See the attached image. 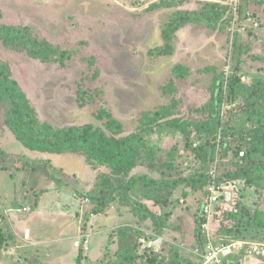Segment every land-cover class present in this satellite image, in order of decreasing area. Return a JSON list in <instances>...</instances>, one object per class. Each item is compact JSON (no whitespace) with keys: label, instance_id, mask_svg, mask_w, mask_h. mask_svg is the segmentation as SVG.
Returning <instances> with one entry per match:
<instances>
[{"label":"rangeland","instance_id":"rangeland-1","mask_svg":"<svg viewBox=\"0 0 264 264\" xmlns=\"http://www.w3.org/2000/svg\"><path fill=\"white\" fill-rule=\"evenodd\" d=\"M200 1L202 0H0V24L33 26L38 35L69 55L65 58L64 65L59 66L57 62L45 63L32 59L24 53L4 47L0 42V60L8 65L12 78L25 91L40 121L58 128L88 123L103 128L104 119H100L98 115L108 112L120 123L119 135L127 136L131 132L138 133L142 122L150 123L149 119L152 118L155 122L144 140L161 146L159 155L167 157L168 150L175 151L178 148L180 151L185 138L184 134H176L174 129L169 128L168 121L179 120V124H184L187 131H190L192 146H198L197 139L202 138V135L190 126L189 121L202 118L203 113L196 112V109L209 101V86L213 76L219 72L227 74L233 69L234 38L239 36L241 47L238 74L246 78L264 76V63L252 60L251 56L264 49V4H259V0H250L247 5V11L256 10L259 13L258 16H252L258 22L257 27L250 28L252 35H248L246 31L240 35L235 33L237 28H242V21H235L237 18L233 13L223 30H211L191 23L180 27L175 32L168 55H149L150 49L162 43L160 24L166 12L174 10L175 3L179 8L193 9L199 6ZM212 1L229 4V0ZM238 18L242 19L241 16ZM245 24L249 28V22ZM206 68L210 69L209 73L203 72ZM80 88H87V92H78ZM80 94L84 96L83 103L77 100ZM229 108V105L222 103L221 116H225ZM5 113L6 104L1 102L2 203L13 207L21 203L32 205L39 190L32 189V197H28L25 195L24 185L41 173L47 177L46 181L51 188L55 185L64 186V183L77 188L80 183L77 178L84 167V155L68 152L40 153L25 149L5 124ZM238 156H233L230 151L221 156V151L217 148L212 164L216 176L235 169ZM195 161L194 156L186 152L176 161V166L181 173L187 174L197 168ZM98 170L96 169V174ZM133 172L159 176L156 171L143 165L134 168ZM237 187L238 205L264 211L263 191L245 184ZM181 188L172 194L167 205L149 209L156 214L164 213L167 218L166 227L161 234L154 233L149 219L136 222L129 207L119 204L117 199L111 200L105 208L110 210L114 220L104 246L107 258H116L115 231L122 226L142 234L136 235V250L139 255L153 249L148 247V241L161 239L155 251L162 254L166 261H169L173 247L178 248L181 256H187V250L193 248L196 242L198 206L203 190ZM14 189L17 192L15 197ZM86 194L78 193L79 204L83 205L82 208L86 206L84 211L93 207ZM86 197L89 201L84 202ZM239 210L241 211V207ZM18 214L27 219L33 232L43 222L36 215L33 206L27 213ZM45 226L39 232L40 235L47 232L56 235V231H48L49 226L45 230ZM8 227L6 232L10 233ZM238 232L241 237L237 239L264 242V229L252 225L248 215L239 221ZM20 236L22 238L21 234ZM10 238V243L0 250V264H32L35 253H27L30 249L23 246L22 239H15L13 234ZM81 247L83 253L88 250L83 245ZM89 247L92 248V239ZM243 256H240L238 264H264L262 256Z\"/></svg>","mask_w":264,"mask_h":264},{"label":"trees","instance_id":"trees-1","mask_svg":"<svg viewBox=\"0 0 264 264\" xmlns=\"http://www.w3.org/2000/svg\"><path fill=\"white\" fill-rule=\"evenodd\" d=\"M249 1L229 0V4H222L202 0L199 6L193 9L179 8L175 3L174 10L166 12L160 24L162 43L150 49L149 55L156 57L168 55L175 32L180 27L191 23L211 30H223L233 13L235 19L237 18L235 21H242L240 27L243 28H237L235 33L240 35L246 31L248 35H252L253 31L250 28L258 26L257 20L252 16L254 14L258 16L259 13L256 10L247 11ZM258 3L264 4V0H259ZM251 19L257 23L255 27L250 23ZM246 22H249V28H246ZM33 28L24 24H0V42L4 47L24 53L32 59L64 65V60L69 55L38 35ZM239 41V36L232 41L235 59L233 69L227 74L219 72L213 76L209 86L211 91L209 101L196 109V112L203 113L202 118L189 121L190 126L202 135V138L197 139L198 146H192L189 140L190 131H187L184 124H179V120L168 121V127L174 129L176 134H184L185 138L180 151L178 148L175 151L168 150L167 157L159 155L161 146L144 140V136L151 131V125L155 122L152 118L149 119L150 123L142 122L138 133L131 132L127 136L119 135L120 123L108 112L98 115L100 119H104L103 128L94 127L90 123L58 128L40 121L25 91L12 78L8 65L0 60V103L6 104L4 122L15 139L29 151L81 153L92 169H99L93 188L88 194L93 207L87 212H101L111 200L117 199L119 204L129 207L136 222L149 219L154 233L161 234L166 227L167 218L164 213L156 214L149 209L167 205L179 187L192 191L204 190L210 180L217 148L221 151V156L230 151L237 157L243 152L242 156H238V162L234 163L236 168L217 176L218 179H241L245 186L264 192V76L246 78L238 74V60L241 55ZM251 56L252 60L264 63V49ZM204 71L209 73L210 69L206 68ZM78 92L86 93L87 88H80ZM83 97L80 94L77 100L83 103ZM222 103L230 107L226 110L225 116H221ZM217 137L219 140H216ZM186 152L194 156L197 168L183 174L176 166V161L178 162L179 157L182 158ZM139 165L156 171L159 176L152 177L133 172ZM236 193L237 191H233L229 202L220 200L213 210L211 229L215 240L226 242L240 238L239 221L246 215L250 217L252 225L264 229V211L250 210L238 205ZM85 219L87 216L83 217V220ZM198 222L199 218L195 244L200 245L203 239L198 230ZM115 233L116 258L108 259L105 248L99 264H195V259L188 251L187 256H181L177 247L172 248L169 261H166L162 254H157L154 249L139 255L136 250L138 237L136 235H142L140 232L122 226L116 228ZM10 235L0 223V250L10 243Z\"/></svg>","mask_w":264,"mask_h":264},{"label":"crops","instance_id":"crops-1","mask_svg":"<svg viewBox=\"0 0 264 264\" xmlns=\"http://www.w3.org/2000/svg\"><path fill=\"white\" fill-rule=\"evenodd\" d=\"M95 171L84 159L83 171L77 178L80 180L77 188L70 187L67 183H64V186L55 185L51 188L46 181L47 177L41 173L39 176H34V179L26 181L24 185L26 186L25 195L28 197L29 195L32 197V189L39 190L32 205L21 203L13 207V205H5L0 200L1 226L5 229L9 226L11 235L13 234L15 239L23 240V246L30 249L27 250L28 254L35 253L32 264H78L79 260L80 264H95L102 257L108 240L107 233L114 220L110 210L107 209L98 213L84 211L86 206L82 208L83 205L79 204L78 196L81 192L87 193L86 195L91 192L96 176ZM72 172L70 171V174L74 175ZM13 191L14 197L17 196L16 189ZM32 206L35 208L36 215L43 221L35 227L34 232L32 228L30 229L27 219L21 218L18 214L27 213ZM23 207H27V210L23 211ZM85 216L87 219L83 220ZM44 225H46L45 230L49 226L48 231H56V235H50L49 232L40 235L39 232ZM85 236L88 238V250L83 253L81 246ZM90 239H92V248L89 247ZM21 246L16 245V247Z\"/></svg>","mask_w":264,"mask_h":264},{"label":"built area","instance_id":"built-area-1","mask_svg":"<svg viewBox=\"0 0 264 264\" xmlns=\"http://www.w3.org/2000/svg\"><path fill=\"white\" fill-rule=\"evenodd\" d=\"M250 23L254 27L257 25L253 19L250 20ZM239 155L242 156L243 152H240ZM210 173V180L203 190L202 204L197 215L199 218L198 230L203 241L200 245L195 244L193 248L187 250L195 259V264H238V258L242 255H244L243 257H264V242L262 241L236 239L223 242L215 240L211 229L213 210L220 200L231 201L233 191L238 190L237 186L244 185V181L241 179L219 180L215 168H212ZM87 201H89L88 197L84 199V202ZM22 210L26 211L27 207H23ZM160 243L161 239L150 240L147 245L155 250ZM82 245L86 249L88 248L87 236L83 238Z\"/></svg>","mask_w":264,"mask_h":264}]
</instances>
